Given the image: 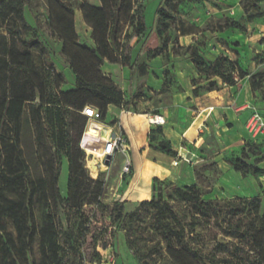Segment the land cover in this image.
I'll return each mask as SVG.
<instances>
[{
	"label": "trees",
	"instance_id": "16d2710c",
	"mask_svg": "<svg viewBox=\"0 0 264 264\" xmlns=\"http://www.w3.org/2000/svg\"><path fill=\"white\" fill-rule=\"evenodd\" d=\"M31 1L2 0L0 6V28L6 32L5 36L0 35V41L5 43L0 45V77L5 74L7 77L4 78L10 81L9 89L0 94V264H27L36 242L39 243L41 264H63V251L57 241L54 224L58 207L63 204L76 220L75 229L67 232L66 242L71 255L79 259L85 253L89 221L96 219L98 210L104 207L98 200L87 203V196L79 186L82 165L76 154L79 153L78 144L88 121L81 113L86 107H92L101 112L105 121L109 106L126 108L124 93L104 74L102 67L108 63L132 69L130 41L144 38L148 27L144 18L145 8L137 0H98L97 6L82 3L79 11L83 24L90 31L92 43L88 46L79 42L76 10L71 4L79 0H47L49 27L60 42V54L68 62L74 77L73 89L48 95L46 84L35 71L32 57L33 51L43 52L45 47L38 40L24 39L27 31H34L25 19V8L30 6ZM188 1L164 0L157 9L156 35L161 43L158 48L147 49L150 56H158L167 50L169 40L161 37V31L169 29L175 20L172 13L182 2ZM263 3L264 0H242L245 19L235 21L226 18L224 24H217L211 29L245 33L247 29L241 22L248 24L263 19L264 12L260 7ZM152 36V32L149 33L146 40ZM15 43L24 49L17 50ZM203 46L196 43L182 48L177 44L174 55L187 56L206 80L217 79L227 86H234L238 80L248 77L252 92L259 93L264 104V72L252 73L243 68L238 59L232 61L224 55L211 63L204 57ZM229 47L237 56L241 55L237 50L240 43H229ZM146 68L144 64L138 66L140 75L146 74ZM59 78V84L64 83L63 76ZM218 81L211 82L206 89L216 90ZM193 83L196 87L194 95L198 96L204 88L197 87V81ZM48 108L66 109L71 115L80 116L82 121L73 120L69 126L68 136H74L75 143L70 139L66 144L70 175L68 197L65 200L61 198L57 192V180L53 178L46 191V226L38 228L32 207V191L22 190L20 193L22 187L13 177L21 169L29 170L19 144L20 125L26 110L38 154L45 151L46 160L42 163L47 171H54L44 119V113L52 110ZM55 113L61 119L60 111L55 110ZM260 114L264 117V112ZM6 124L11 125V129L4 128ZM148 142L150 147L168 156L177 155L164 139L160 128L150 131ZM248 148L259 147L248 142L239 155L233 152L227 162L243 177H264V169L258 167L259 162L254 165L247 162ZM209 168L213 170L215 165ZM202 170L195 169L198 178L202 177ZM157 182L158 179H154L153 198L141 203L130 216L125 212L124 203L115 204L109 213L114 228L120 227L127 219L129 247L140 261H145L143 264H156L157 260L150 255L152 261L149 262L138 255L137 245L142 242L157 243L150 249H157L170 264H264V207L261 196L220 200L210 197V192H203L201 185L180 186L166 180L157 187ZM88 205L93 206L90 211L85 209ZM161 245L165 246L164 249ZM107 248V244L103 245L104 250ZM98 256L97 262L101 263L100 253Z\"/></svg>",
	"mask_w": 264,
	"mask_h": 264
},
{
	"label": "crops",
	"instance_id": "0c3cea01",
	"mask_svg": "<svg viewBox=\"0 0 264 264\" xmlns=\"http://www.w3.org/2000/svg\"><path fill=\"white\" fill-rule=\"evenodd\" d=\"M137 1L145 8L144 18L148 32L144 38H133L130 41V44L134 41L131 45L134 67L131 69L108 63L102 67L104 74L125 96L128 113L122 117L120 128L130 136L133 164L140 172L146 171L148 179L153 182L156 178L164 179L180 186H200V178L195 169H204L201 179L205 181L211 174L210 165L214 164L220 172L213 185L218 199H247L258 196L260 190H264V183L258 184L255 178L243 177L234 171L227 159L233 152L239 155L246 143H253L263 153L258 167L264 169V135L252 140L245 128L252 108L264 112L260 94L252 92L248 77L238 80L234 86H227L217 79L206 80L200 76L187 56L174 55L175 48L170 43L163 53L150 56L147 49L158 48L161 43L156 35V11L164 0ZM197 9L200 11L199 16H196ZM184 10H191L192 13ZM172 14L175 17L172 22L174 25L171 24L166 31L162 30L161 37H177L180 47L188 48L194 46L204 35L208 38L202 47L207 61L212 63L224 55L232 61L238 59L241 66L252 73L259 69L250 54L255 43L250 42L259 37L264 38V18L247 24V31L250 32L247 37L246 33L235 30L218 32L206 26L212 20L222 22L226 18L235 21L245 19L242 0L182 2ZM151 32L153 36L146 40ZM234 42L240 43L237 48L241 53L239 56L226 47V43ZM143 64L147 68L146 74L142 76L138 66ZM194 81L199 83L197 87L204 88L199 91L198 96L194 95ZM213 81H218L219 87L208 91L206 87ZM151 95L156 96L157 104L154 103L155 99L150 100L147 97ZM161 101H166V104ZM154 116L165 119L163 127L148 123L147 118ZM118 117L119 108L109 106L105 122L114 121ZM157 128L162 130L164 139L177 153L175 157L149 146L148 134ZM189 155L196 157L192 165L185 162L173 165L176 158Z\"/></svg>",
	"mask_w": 264,
	"mask_h": 264
},
{
	"label": "rangeland",
	"instance_id": "374dc122",
	"mask_svg": "<svg viewBox=\"0 0 264 264\" xmlns=\"http://www.w3.org/2000/svg\"><path fill=\"white\" fill-rule=\"evenodd\" d=\"M188 1V0H187ZM192 2H201L203 0H189ZM214 2L218 0H207ZM2 0H0V6L2 5ZM82 3H87L89 5L97 6L98 0H79L77 2H72L74 9L76 10L75 19H76V29L79 35V42L88 46H91L90 40V31L85 27L82 22L81 13L79 11V6ZM261 10L264 12V3L260 5ZM186 11V10H184ZM2 12L0 8V13ZM187 13H192L191 10H187ZM198 13L196 16H199L200 11L197 9ZM194 13V12H193ZM25 19L34 31H27L24 34V39L40 41L45 47L43 52L33 51V64L35 67L36 73L42 78L46 84L47 94H53L58 91L67 92L70 91L73 86V75L69 71L68 62L61 56V44L56 39V36L49 27V8L47 5V0H32L30 6L25 8ZM2 17L0 16V22ZM223 23L219 21L212 20L207 22L206 26L209 28H215L217 24ZM242 25L248 29L246 22L242 21ZM174 25V23H172ZM176 25V24H175ZM264 26V24H263ZM262 29V26H260ZM35 32V35L33 34ZM246 37L249 36L250 32H245ZM0 35L5 36L6 32L3 28H0ZM169 43L172 48H175V45L179 43L177 37L167 36ZM204 35L201 36L196 42L199 45H204L206 40ZM236 39V38H235ZM134 43L131 42L130 45ZM250 43H255V48L250 51L251 59L259 66V69L256 72H264V38H256ZM5 44L0 41V45ZM249 44V43H248ZM247 44V45H248ZM249 44V46H252ZM231 46H234L230 44ZM17 50L22 51L24 48L22 45L15 43ZM226 47L233 53L235 51L232 48H229V43L226 44ZM183 54V52H182ZM254 72V73H256ZM60 76H63L64 83H60ZM4 77H7L5 74H2L0 77V94L4 90L9 89L10 81L6 80ZM172 81V77H170ZM2 90V91H1ZM38 96V94H36ZM150 100H154V103H158L156 96H147ZM39 101V100H38ZM162 104H166V101H161ZM52 109L50 112L44 113L46 135L51 149V155L54 162V171H47L45 165L42 163V160H46L45 151L38 154L37 147L34 143V138L32 136L33 127L28 123V111L24 112L21 125H20V138L19 144L23 149L24 158L28 163V169H21L13 177L14 180H18L20 183V193L23 191H32V207L37 220L38 228H44L46 226V217L48 213L47 204H46V191L50 186V182L53 178L57 180V192L63 200L68 197V180H69V163L67 159V141L70 139L75 143L74 136H68L69 126L71 121L76 120L77 122L82 121V118L79 116H73L66 109L60 108H48ZM55 110H59L61 114V119L56 116ZM73 116V117H72ZM148 119V118H147ZM88 123V121H87ZM116 122L115 120L109 121L106 123H94L93 121L90 124L96 125L100 128V132L97 136H101V139L106 140L110 130L105 126H112ZM105 124V125H104ZM104 125V126H103ZM11 125L6 124L4 128L11 129ZM106 131V132H105ZM125 136L129 141V148L131 150V139L129 134L125 131ZM84 136V134H83ZM83 140V137H82ZM82 140L78 144L79 153L77 157L79 163L82 165V171L79 178V186L82 187L84 195L87 196V203H94L97 200L104 206L98 210L97 218L89 221L90 225L87 226L89 233L85 239V251L83 250L84 256L82 258H74V255H71V250H68L67 245V232L68 230L72 232L77 224L76 220L69 211L62 204L57 209V216L55 217V231L57 235V241L59 246L63 251V264H143V261H140L134 255L133 250L130 249L128 244V238L126 233L127 219L122 222L120 227H112L111 220L109 218L110 209L117 203H124L125 212L127 216L133 214L140 206L141 203L150 201L153 196V180L148 179L147 172H140L137 170L135 164H133L132 152L129 150L130 160L132 161V168L129 174H123L124 158L122 156H116L108 164L106 170L105 161L102 162L97 157V153L90 148H86V142ZM103 145V142H102ZM86 146V147H85ZM87 153L83 150V148ZM100 151L102 149H99ZM248 160L247 162L250 165H254L260 162L262 157V152L259 148L247 149ZM132 154V155H131ZM95 155V156H93ZM44 156V158H43ZM97 165V172L94 171V166ZM212 169V168H211ZM211 174L204 181L200 178L201 189L203 192H210V197L217 198L214 194V182L219 177V170L214 168L210 170ZM250 177V176H249ZM23 178V179H22ZM251 178V177H250ZM23 180V183L21 182ZM257 183H264V177L261 181L260 178H255ZM162 183H166L164 179H158L157 187ZM23 184V185H22ZM221 195L220 191H217ZM259 196L263 198V207H264V190H260ZM93 206H86V210L90 211ZM107 244L108 248L103 249V245ZM157 243H139L138 255L145 257L146 261L157 260L156 264H170L168 258L164 255L161 256V253L157 252V249L151 250L150 248L156 245ZM164 249V245H161ZM150 249L151 251H148ZM101 255V263H98V255ZM150 255H153L150 259ZM41 264V258L39 254V243L36 242L34 247V253L29 258L27 264ZM20 264V263H18Z\"/></svg>",
	"mask_w": 264,
	"mask_h": 264
},
{
	"label": "built area",
	"instance_id": "2783aa9c",
	"mask_svg": "<svg viewBox=\"0 0 264 264\" xmlns=\"http://www.w3.org/2000/svg\"><path fill=\"white\" fill-rule=\"evenodd\" d=\"M127 113L128 111L126 110V108L120 107L119 117L115 119L116 123L114 125L112 124L111 127L105 126L109 128L110 133L106 140L101 139V142H103V147L101 150L102 157H97L102 162L105 159H107V157H110V162H111L114 157L118 155L122 156L124 158L123 174H129L132 168V161L130 160V155H129V150H130L129 141L125 136L124 132L122 131V129L120 128V122L122 120V117ZM81 114L85 116L88 120L83 136V140H84L90 122L93 121L94 123H101V122L103 123V120H102L101 112L98 109L92 107H86ZM147 120L148 123L152 126L163 127L165 124V119L161 116H154L148 118ZM245 128L252 140H257L259 137L264 135V117L260 114V112L257 109L252 108V113L246 121ZM83 140H82V144H83ZM83 150L87 153V151L84 148ZM195 160L196 157L194 155H189V157L180 156L175 159L173 165L177 166L180 162H185L187 164L192 165ZM105 168L107 170L108 165H106Z\"/></svg>",
	"mask_w": 264,
	"mask_h": 264
},
{
	"label": "bare ground",
	"instance_id": "6f19581e",
	"mask_svg": "<svg viewBox=\"0 0 264 264\" xmlns=\"http://www.w3.org/2000/svg\"><path fill=\"white\" fill-rule=\"evenodd\" d=\"M103 128H100L98 126H92L91 124L89 125L86 135H85V142H86V148H90V150H94L97 153L98 157L101 156V151L99 149H102L103 145L102 142L100 141L101 136H97V134L100 132V130ZM106 132V131H105ZM94 171L97 172V165L94 166Z\"/></svg>",
	"mask_w": 264,
	"mask_h": 264
},
{
	"label": "water",
	"instance_id": "95a60500",
	"mask_svg": "<svg viewBox=\"0 0 264 264\" xmlns=\"http://www.w3.org/2000/svg\"><path fill=\"white\" fill-rule=\"evenodd\" d=\"M110 162V157H107L106 161H105V164L108 165Z\"/></svg>",
	"mask_w": 264,
	"mask_h": 264
}]
</instances>
